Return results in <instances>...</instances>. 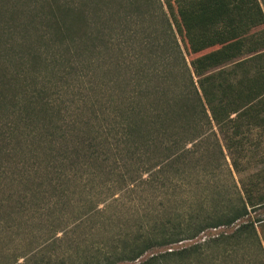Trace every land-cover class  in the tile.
Wrapping results in <instances>:
<instances>
[{
    "label": "trees",
    "instance_id": "trees-1",
    "mask_svg": "<svg viewBox=\"0 0 264 264\" xmlns=\"http://www.w3.org/2000/svg\"><path fill=\"white\" fill-rule=\"evenodd\" d=\"M26 1L3 27L7 43L0 33V225L43 247L1 264H138L208 229L237 225L213 240L233 251L256 237L264 175L215 206L184 194L208 191L227 157L239 173L251 165L250 136L264 126V37L252 34L264 25L260 1ZM118 192L151 199L149 218L90 245L108 213L99 205ZM82 228L83 252L67 244L56 254L58 233ZM205 246L139 264L227 261Z\"/></svg>",
    "mask_w": 264,
    "mask_h": 264
},
{
    "label": "rangeland",
    "instance_id": "rangeland-1",
    "mask_svg": "<svg viewBox=\"0 0 264 264\" xmlns=\"http://www.w3.org/2000/svg\"><path fill=\"white\" fill-rule=\"evenodd\" d=\"M259 1L264 9V0ZM14 2L15 1L13 0H0V33L2 34L1 36L4 39V43H7L9 40L8 35L5 34L3 30V27L7 26L9 18L14 12H17V10L29 7L26 5V0H24L21 5H14ZM252 34L260 38L264 37V25L254 29ZM30 41L31 43H33V41L37 42L38 34H34ZM245 57H248V55ZM37 69L38 75H44L51 78V73L47 72V70L42 69L41 67H38ZM39 86L40 85H38V87ZM250 140H253L257 145H249L248 159L250 160L251 165L245 167L243 172H237L232 165V160L227 157V159L222 162L223 165H221L211 177L212 182L208 187V191H206L203 186H194V189H188L184 196L189 198L191 202L193 201L192 203L194 204L197 201L204 202L206 206H215L220 203L223 198V200L229 198L232 192L236 190L237 186L243 195L244 185L250 188L252 187L253 180H255V177L258 174L264 175V126L261 128H255L254 133L250 136ZM19 189L21 192L24 191L22 187ZM157 200L160 202L161 199ZM149 201H151V199L144 201V199L136 193L125 194L123 192H118L116 193L115 198L111 197V199H109L108 203H101L99 205L100 209L104 210L107 207L108 213L104 214L103 219L100 220L101 223L99 226L101 227L96 231V234L88 236L87 240L90 241L89 244L108 243L114 237L124 236L135 232V230L140 227V219L149 218L148 212L151 209ZM163 202L165 201L163 200ZM259 213L262 214L263 212L260 211ZM255 216V213H253L252 217ZM102 222L105 223L102 224ZM16 225H19V223L17 222ZM5 226V221H2L0 225V264L7 260L4 258L5 256L10 258L9 262L11 263L18 260L19 263H22L24 261L22 256L24 254L36 252L37 249L38 251L42 249L43 246H40V244L31 245L33 242V235L28 230L24 231L22 228L7 230L5 229ZM21 227L23 226L21 225ZM72 228H74V226H72ZM236 229L237 225L220 227L218 229H208L194 241H185L171 247L156 249L153 252L147 253L137 263H142L153 255L162 254L166 251H172L173 249L182 250L196 244H202L206 245L205 247L207 248L205 249L210 253L211 257H218L221 254L220 252L224 249L227 261L220 264H264V225L257 224L256 231L258 235L252 237L250 234H247L243 240V245L238 248L236 247V250L234 251L230 246H218L213 242V240L222 235H232ZM85 233L86 230L82 228L78 230V232L76 231V234H72L67 239L64 233L59 232L58 237L63 239V241H59L56 247L53 245L56 254H61L67 244L72 246V253L74 255L82 253L86 244L79 245V242L77 241H79L80 237L83 238V234ZM52 235L50 232L49 239L53 238L54 235ZM51 243L53 242L51 241ZM203 264H212V262H204Z\"/></svg>",
    "mask_w": 264,
    "mask_h": 264
}]
</instances>
